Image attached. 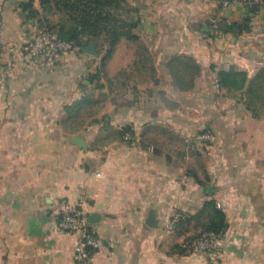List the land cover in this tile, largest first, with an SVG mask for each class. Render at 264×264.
Masks as SVG:
<instances>
[{
    "label": "crops",
    "instance_id": "0c3cea01",
    "mask_svg": "<svg viewBox=\"0 0 264 264\" xmlns=\"http://www.w3.org/2000/svg\"><path fill=\"white\" fill-rule=\"evenodd\" d=\"M22 1L0 0V264H76L77 236L57 222L66 202H83L88 221L98 215L90 223L101 241L95 264H212L207 254L171 250L199 233L210 201L225 217L216 264H264V117L224 97L215 77L231 66L249 77L264 67V6L251 15L240 2L129 0L142 16L139 42L121 40L104 62L96 44V56L75 49L49 63L27 53L32 30ZM246 16L248 33L215 29ZM139 45L162 82L140 86L132 103L129 90L118 83L109 90L107 81L131 72ZM176 54L201 67L187 93L172 94L165 84L162 64ZM96 70L104 89L93 93L95 113L82 112V126L69 131L64 108L92 93L86 78ZM104 120L114 129L131 126L134 142L95 144ZM204 130L212 141L191 149L187 141ZM178 213L189 224L169 230Z\"/></svg>",
    "mask_w": 264,
    "mask_h": 264
},
{
    "label": "trees",
    "instance_id": "16d2710c",
    "mask_svg": "<svg viewBox=\"0 0 264 264\" xmlns=\"http://www.w3.org/2000/svg\"><path fill=\"white\" fill-rule=\"evenodd\" d=\"M37 1L39 9L33 7V0L22 1L19 5L25 20L31 24V30L35 22L43 31L56 34L59 39L73 44L78 50L90 42L99 44L105 54L102 57V62L111 56L121 40L140 41L142 27L140 8L132 6L129 0ZM218 1L220 4L240 2L249 5V14L251 15L264 6V0ZM250 22V16L233 23L221 20L215 24V29L222 34L241 35L250 31ZM162 67L165 72V84L171 89L172 94L191 91L196 79L201 74L200 65L192 57L179 54L170 56L162 64ZM130 69L129 73L127 71L118 72L112 80L107 81V84L109 90L116 83L119 84L120 92L129 90L134 99L132 103L137 100L140 86L151 83L153 87H157L162 82V77L157 76L158 68L155 67L148 49L143 45H139L136 49V59ZM215 77L217 88L219 91H224V97L242 100L245 110L250 113L252 118L261 119L264 117V67L249 77L246 71L231 66L227 70H217ZM86 83L92 85V93L82 96L79 101L64 108V127L69 131L77 130L82 126V112L85 114L89 112L90 116L95 113V111H91V108L96 106L99 101L94 99L93 93L104 89L98 70L87 76ZM152 92L153 89L143 91L149 97ZM157 94L161 98L163 97L162 92ZM102 95L103 93H99L98 97ZM168 105L171 108L176 107L174 103H168ZM90 123L94 124L97 121L94 119ZM102 131L104 135L96 140L95 144H107L115 141L133 143L135 140L134 131L129 125L114 129L108 120H104ZM164 132L166 133V131ZM201 133L207 132L204 130ZM126 136L132 137L133 140H125ZM200 216L205 222H203L199 233L189 237L181 246H173L172 251L188 253L192 243L203 235L220 236L222 234L225 217L212 201L205 203ZM174 218L176 221L173 224V229L181 228L190 222L189 216L184 213H178Z\"/></svg>",
    "mask_w": 264,
    "mask_h": 264
},
{
    "label": "built area",
    "instance_id": "2783aa9c",
    "mask_svg": "<svg viewBox=\"0 0 264 264\" xmlns=\"http://www.w3.org/2000/svg\"><path fill=\"white\" fill-rule=\"evenodd\" d=\"M235 3V2H234ZM225 5L227 3H224ZM73 44L62 41L56 34L43 31L34 22L32 26V36L27 48L31 57L43 58L51 63L61 54L75 50ZM125 140H133L126 136ZM212 141V136L208 133H199L190 138L187 143L191 149L199 144H206ZM100 177V174H96ZM83 202L76 204L62 203L57 215L58 226L65 232L74 233L77 240L74 246V261L76 264H95L94 255L101 247L100 239L94 235L90 229V223L82 210ZM176 218L172 219L168 229H173ZM219 236L203 235L195 240L188 253L207 254L211 257V263L216 264L221 256V246L218 240Z\"/></svg>",
    "mask_w": 264,
    "mask_h": 264
},
{
    "label": "water",
    "instance_id": "95a60500",
    "mask_svg": "<svg viewBox=\"0 0 264 264\" xmlns=\"http://www.w3.org/2000/svg\"><path fill=\"white\" fill-rule=\"evenodd\" d=\"M96 48H97V45L96 43H93V42H90L88 43L87 45H85L83 48H82V51L88 55H91V56H96L97 55V51H96ZM72 140L80 145V146H84V142L82 141V139L74 136L72 138ZM98 219V215L96 213H93L89 216V223H95ZM152 223H153V216L152 214H149L148 217H147V220H146V224L149 225V226H152Z\"/></svg>",
    "mask_w": 264,
    "mask_h": 264
}]
</instances>
